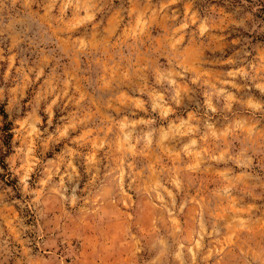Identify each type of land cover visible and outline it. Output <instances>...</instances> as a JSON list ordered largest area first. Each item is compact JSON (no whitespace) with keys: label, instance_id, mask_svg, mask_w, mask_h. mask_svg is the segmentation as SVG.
Listing matches in <instances>:
<instances>
[{"label":"rangeland","instance_id":"rangeland-1","mask_svg":"<svg viewBox=\"0 0 264 264\" xmlns=\"http://www.w3.org/2000/svg\"><path fill=\"white\" fill-rule=\"evenodd\" d=\"M0 264H264V0H0Z\"/></svg>","mask_w":264,"mask_h":264}]
</instances>
